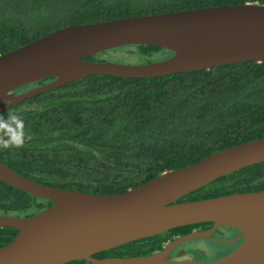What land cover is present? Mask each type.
I'll return each instance as SVG.
<instances>
[{"label": "trees", "instance_id": "1", "mask_svg": "<svg viewBox=\"0 0 264 264\" xmlns=\"http://www.w3.org/2000/svg\"><path fill=\"white\" fill-rule=\"evenodd\" d=\"M245 2L264 4V0H0V54L68 25ZM134 46L137 48L122 46L86 59L116 61L106 57L138 54L150 62L160 51L173 54L161 46ZM53 79L28 83L17 91ZM10 111L22 116L32 139L23 148L0 150L2 161L48 185L120 193L164 171L264 137V61L148 78L95 74L29 97L0 114ZM253 190H264V161L221 176L178 201ZM52 203L0 181L1 213L29 216ZM212 225L201 222L175 227L93 257L151 254L178 236ZM228 229L238 234L237 229ZM17 233L14 227L0 226V246ZM230 245L231 249L235 246ZM65 264L90 262L79 259Z\"/></svg>", "mask_w": 264, "mask_h": 264}, {"label": "water", "instance_id": "2", "mask_svg": "<svg viewBox=\"0 0 264 264\" xmlns=\"http://www.w3.org/2000/svg\"><path fill=\"white\" fill-rule=\"evenodd\" d=\"M136 44L173 51L144 63L97 61L86 57ZM245 61H264V4H222L61 27L0 54V111L77 79L109 74L148 78ZM53 80L24 91V85ZM264 161V137L214 152L187 166L120 193H91L36 181L0 159V181L53 203L29 216L0 212V226L18 229L0 246V264H264V190L178 200L213 180ZM213 222L169 241L162 250L139 256L93 257L94 254L175 227ZM219 227L238 230L226 243H241L208 261L173 259L170 254L192 239L212 237Z\"/></svg>", "mask_w": 264, "mask_h": 264}, {"label": "rangeland", "instance_id": "3", "mask_svg": "<svg viewBox=\"0 0 264 264\" xmlns=\"http://www.w3.org/2000/svg\"><path fill=\"white\" fill-rule=\"evenodd\" d=\"M131 47H136L134 45H129ZM137 48V47H136ZM170 55L169 51H160L155 53L152 60H157L161 58L168 57ZM108 60H116L126 63H144L149 61L150 59L141 58L138 54H126L123 57L116 56L114 54H108L106 57ZM237 235V234H236ZM233 230L228 229L226 227H219L216 231V234L213 238L201 237L197 239H192L185 242V247L188 249H200L204 253L208 254V256L212 259L219 258L223 256L226 252L231 249L230 243H226L225 240L232 239L236 236Z\"/></svg>", "mask_w": 264, "mask_h": 264}, {"label": "clouds", "instance_id": "4", "mask_svg": "<svg viewBox=\"0 0 264 264\" xmlns=\"http://www.w3.org/2000/svg\"><path fill=\"white\" fill-rule=\"evenodd\" d=\"M31 139L20 114H0V150L23 148Z\"/></svg>", "mask_w": 264, "mask_h": 264}, {"label": "flooded vegetation", "instance_id": "5", "mask_svg": "<svg viewBox=\"0 0 264 264\" xmlns=\"http://www.w3.org/2000/svg\"><path fill=\"white\" fill-rule=\"evenodd\" d=\"M215 234H216V232H214L213 234H212V237H210V238H213L214 236H215ZM216 237V236H215ZM177 238V237H176ZM175 238V239H176ZM174 240V239H173ZM171 241V240H170ZM241 241H242V239H240V240H238V241H236V242H234V243H232V244H235V246L231 249V250H233L235 247H237L240 243H241ZM169 242V241H168ZM167 242V243H168ZM166 243V244H167ZM184 244V243H183ZM183 244H181V245H179V246H177V247H175L174 249H172L171 250V252H170V254H173V253H175V252H179V251H182V250H190V253L188 252V253H186V254H184V255H181V256H179V257H175V258H173V259H182V258H191V257H195L196 256V253H198V257L201 259V260H203V261H208V260H212V258H208V255L206 254V253H204L202 250H200V249H188L187 247H184L183 246ZM164 248V247H163ZM230 250V251H231Z\"/></svg>", "mask_w": 264, "mask_h": 264}]
</instances>
